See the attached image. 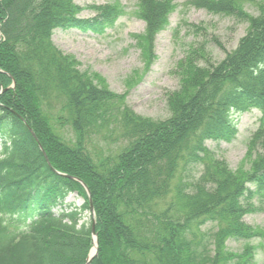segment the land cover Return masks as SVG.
<instances>
[{"label": "trees", "instance_id": "obj_1", "mask_svg": "<svg viewBox=\"0 0 264 264\" xmlns=\"http://www.w3.org/2000/svg\"><path fill=\"white\" fill-rule=\"evenodd\" d=\"M243 1L188 0L249 30L215 66L190 65L168 95L171 117L153 121L52 40L57 29L102 35L120 6L92 7L97 15L84 19L74 0H0V264H87L91 204V264H254L252 247L225 245L264 233L244 221L248 185L264 190V0L256 16ZM172 11L140 0L146 30L135 37L148 65ZM253 109L261 118L248 157L257 159L234 171L206 142L232 141L236 117ZM73 194L81 206L66 203Z\"/></svg>", "mask_w": 264, "mask_h": 264}, {"label": "rangeland", "instance_id": "obj_2", "mask_svg": "<svg viewBox=\"0 0 264 264\" xmlns=\"http://www.w3.org/2000/svg\"><path fill=\"white\" fill-rule=\"evenodd\" d=\"M163 1H168L173 11L168 25L156 37L150 65L143 58L135 37L144 35L146 30V23L139 17L140 0H74L83 9L80 17L84 19L97 15L92 7L109 4L120 6L122 14L114 27L102 35L78 29H57L52 37L64 54L76 59L82 73L99 77L112 92L124 95L136 114L153 121L171 117L168 95L180 90L190 65L201 69L215 66L238 47L249 30L247 22L209 13L188 4V0ZM258 2L244 0L245 11L256 16ZM58 111L56 108L54 115ZM260 118L261 113L256 109L238 115L235 138L230 142L209 140L207 148L217 158L225 160L232 170L250 172L257 155L253 152L248 157L249 143L259 128ZM63 125L62 130L70 136L69 125ZM248 187L251 193L244 203L252 211L246 213L244 221L261 232L264 231V190L259 194L256 185ZM66 203L81 206L83 201L73 194ZM210 229L209 225L204 228L205 231ZM225 245L237 254L250 246L255 255L254 264H264V233L249 242L229 239Z\"/></svg>", "mask_w": 264, "mask_h": 264}, {"label": "water", "instance_id": "obj_3", "mask_svg": "<svg viewBox=\"0 0 264 264\" xmlns=\"http://www.w3.org/2000/svg\"><path fill=\"white\" fill-rule=\"evenodd\" d=\"M30 131H31L32 135L34 136V138L38 141V139L36 138V136H35L33 130L30 129ZM39 147H40L41 151L43 152V154L45 155V157L47 158L46 153H45L44 149L42 148V146H41L40 144H39ZM65 177H67V176H65ZM68 178L73 179V178L70 177V176H69ZM82 185L84 186V188L86 189L88 195L90 196V192H89L88 188H87L84 184H82ZM91 215H92V218H93V221H94V223H93V227H92V236H93L94 244H95V245H94V248H93V250H92V252H91V255H90V258H89L87 264H91L93 258L96 256L97 251H98V242H97V234H96L95 213H94V207H93L92 204H91Z\"/></svg>", "mask_w": 264, "mask_h": 264}]
</instances>
